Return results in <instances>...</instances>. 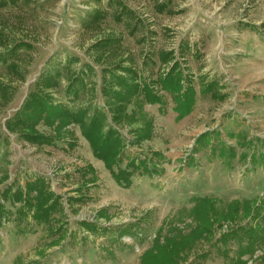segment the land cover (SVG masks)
I'll return each mask as SVG.
<instances>
[{
  "label": "rangeland",
  "instance_id": "rangeland-1",
  "mask_svg": "<svg viewBox=\"0 0 264 264\" xmlns=\"http://www.w3.org/2000/svg\"><path fill=\"white\" fill-rule=\"evenodd\" d=\"M157 1L0 0V264H151L150 254L156 264H233L222 254L226 247L215 241L250 221L243 211L234 219L216 217L222 225L193 244L182 240L197 224L190 214L196 197L217 199L221 207L237 199L264 200L259 160L264 147L255 140H264V0H172L165 13L156 11ZM170 51L174 57L169 55L165 65L159 53ZM175 59L198 93L183 119L158 84ZM117 77L154 82L164 96L162 110L157 104L144 106L153 119L151 139L140 116L113 121L108 107L114 103L105 89L119 87ZM202 77L223 84L226 99L201 95ZM34 92H44L70 112L90 108L86 120L95 107L103 110L104 125L120 131L127 157L150 158L156 150L159 172L135 170L131 186H120L74 122L58 125L56 132L58 122L42 120L38 132L56 139L27 141L22 134L28 129L10 126L19 115L22 119ZM140 127L146 135L131 144L138 138L133 130ZM215 130L220 136L194 152L198 138ZM237 134L245 143L232 137ZM221 146L234 148L236 156L220 157ZM88 163L98 180L88 184L85 200L72 203L69 198L81 195L77 187L87 173L79 170ZM37 177L61 197L65 211L56 215L54 226L64 223L67 232L51 233L33 218V209L19 212L22 200L2 194L7 186L14 191ZM105 209L107 219L98 216ZM82 221L95 222L100 231L89 234ZM134 224L132 236L118 238L123 227ZM226 246L228 257H236L238 244ZM261 254L258 249L249 264H264Z\"/></svg>",
  "mask_w": 264,
  "mask_h": 264
},
{
  "label": "trees",
  "instance_id": "trees-1",
  "mask_svg": "<svg viewBox=\"0 0 264 264\" xmlns=\"http://www.w3.org/2000/svg\"><path fill=\"white\" fill-rule=\"evenodd\" d=\"M171 3L172 0H163L162 2L158 0L155 5L156 11L161 13L167 12L168 6ZM118 4H120L121 10H123L124 6L122 3L118 1ZM100 15L102 16V13ZM95 18H98V16L95 15L94 19ZM251 27L255 30L260 28L256 25H252ZM173 53L174 51L159 53V56H164L161 60L165 65L167 63L166 58L169 55L174 57ZM167 70L168 71L160 78L158 84L161 86V89L174 101L173 111L174 113L176 112L177 118L183 119L190 115V112L193 111L197 102L196 86L193 83V78L185 74V71L181 67V63L177 59L174 60ZM117 81L119 87L114 88L107 86L108 88L105 89L109 96V101L114 103L112 106L108 107L113 121L120 122V120H127L131 122V120L140 116L141 120L147 121L148 123L146 126L147 132L142 130L141 127L133 130L136 132L138 140H132L133 142L131 144H138L145 132L147 134H144L146 135V138L151 139V133H148V131L152 130L151 125L153 124V119H151L147 113L144 114V106L145 103L151 105L159 104L160 108L163 109L165 105L164 96L157 91L154 82L148 83L147 81H142L141 83H138L136 80L129 81L124 77H117ZM199 84L200 93L202 95L208 94L212 99L218 101L226 99L227 94L223 92V86L219 84L216 79H206V77H202ZM133 103L136 105L135 110H131L129 112L128 109ZM25 104L24 113L21 114L22 119H20L19 115V121L16 120L12 123L10 128L14 129L20 125L25 127L26 130L28 129L25 134H22L27 141L29 140L37 142L38 144H43V141L51 143L56 139L52 136L38 132L36 127L42 122V120L46 124H52V126L58 122L55 129L56 132L57 129H60L58 128V125H68L74 122L80 126L84 137L88 140L89 145L92 148L94 157L104 162L107 170L120 186L125 188H129L131 186L132 176L135 170H140L142 174L159 172L157 164L154 160V158H160V156L158 157L157 154L159 153L157 152H154L150 158L144 157L141 159L135 155L127 157V146L119 133L120 131L115 130L112 125L106 128L104 125V118L106 116L104 115L103 110L100 111L98 107L93 109L89 120H86L90 108H86L82 112L78 113L70 112V110L61 107L60 105L51 103L48 95H45L44 92L32 93L31 98H28ZM103 127H105V129ZM220 134V131L216 130L212 132L206 131L198 138L196 146L194 147V152L197 151L196 149H199L198 146L205 145L204 142L207 139L210 140L213 136H220ZM235 136H239L245 143L246 140H244L241 135H232V137ZM255 140H258V142L264 147V140ZM252 143L253 142L251 140H248L247 145L250 146ZM216 148L218 147L213 145L211 151H216ZM217 152L220 157L224 158L232 159L236 156L235 149L232 147L227 148L225 146H221V148L217 149ZM254 156L255 155L253 154L252 161L257 162L258 160H256ZM259 157L260 162L264 163V154L260 153ZM125 160L127 163L126 166L123 167L122 164ZM83 170H85L83 173L87 171L85 174L86 176L82 179V183L77 187L81 195L79 194L78 197H70L69 201L72 203L74 201L79 202L85 200L84 193L88 184H94V182H97L98 180L96 169L92 164L88 163L85 168H81V170H79V173ZM89 172H91L90 177L87 176ZM2 194H4L6 198L12 195L18 199V201L22 200L23 202L20 206L19 212L22 214L23 212L33 209V218L40 223L47 224L51 233L67 232V230H65L66 225L64 223L60 224L58 228L54 226L55 221H57L55 218L56 215L64 213L65 208L61 202V197L51 191L50 183L45 178L37 177L34 180L29 182L27 181L25 186L16 188L14 191H12L10 186H7V188L2 190ZM240 211H243L246 215L251 216L250 221L245 224H238L235 228L228 230L219 239H217L215 243H220L223 248L226 247L224 248L222 254L226 259H232L233 264H249L250 260L256 255L258 249L262 252L260 259L264 261V200L258 197L257 199L252 200H233L230 203H227L226 206L222 207L217 199L211 197H196L195 205L190 211V214L192 218L196 219L197 224L190 234L185 237L181 235V237H183L182 241L185 240V243L188 245L199 236L211 234L210 231L215 224L219 226L222 225V220H218L216 217L223 218L222 216L226 215L227 218L230 217L234 219L238 217ZM3 212L4 208L0 202V216ZM106 213L107 210L105 209L98 216L101 218H106L107 216L109 217V215L106 216ZM80 225L84 231L89 234L100 231L95 222L82 221ZM134 227H136L135 224L123 227L117 234L118 238L120 239L125 235L132 236ZM231 241H235L238 244L237 255L234 258L228 257L231 250H228L230 248L226 246ZM191 244H193V242ZM149 253L147 252L146 255ZM149 257L151 259V264H154V254L146 256L147 259Z\"/></svg>",
  "mask_w": 264,
  "mask_h": 264
},
{
  "label": "crops",
  "instance_id": "crops-1",
  "mask_svg": "<svg viewBox=\"0 0 264 264\" xmlns=\"http://www.w3.org/2000/svg\"><path fill=\"white\" fill-rule=\"evenodd\" d=\"M217 80V79H216ZM218 81V80H217ZM218 83L220 84V82L218 81ZM222 86H223V84H221ZM224 88V87H223ZM198 94V93H197ZM201 94V93H200ZM202 95V94H201ZM204 95H208V94H204ZM203 95V96H204ZM210 96V95H209ZM171 98V97H170ZM172 100V99H171ZM174 102V101H173ZM146 104H148V103H146ZM157 105H159V104H157ZM161 108H160V106H159V110H160ZM173 109H174V107H173ZM162 110V109H161ZM174 112V111H173ZM176 113V112H175ZM154 150V149H153ZM156 150H154L153 152H155ZM93 153V152H92ZM164 154V153H163ZM164 157L166 158V156L164 155ZM98 160V159H97ZM100 161V160H99ZM164 161V164L168 161L169 162V159H167L166 158V160H163Z\"/></svg>",
  "mask_w": 264,
  "mask_h": 264
}]
</instances>
